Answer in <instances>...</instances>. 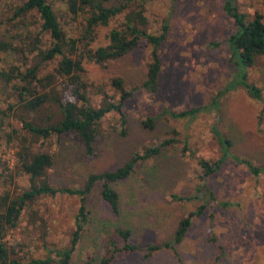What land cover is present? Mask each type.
<instances>
[{"label": "rangeland", "instance_id": "1", "mask_svg": "<svg viewBox=\"0 0 264 264\" xmlns=\"http://www.w3.org/2000/svg\"><path fill=\"white\" fill-rule=\"evenodd\" d=\"M18 1L0 0L1 41L28 31L4 25L9 16L5 10ZM64 1L53 0V8L71 37L76 25L64 15ZM221 1L148 0L149 31L159 34L164 23L169 26L160 49L162 71L157 94L138 89L150 61V50L144 43L103 66L85 61V79L93 104L100 103L103 93L114 94L110 86L114 78L122 79L126 88L134 91L124 107L126 124L122 126L116 115L101 122L94 157H85L81 141L70 134L59 142L36 145L53 155V165L47 172L52 185L66 189H82L90 175L120 167L144 148H160L128 179L112 185L119 194L118 217L102 201L101 187L96 184L92 189L86 199L91 222L74 251V264H98L109 248L104 238L116 227L130 229L132 242L142 248L170 242L179 221L202 204L206 205L203 213L193 220L182 243L175 246L177 255L172 249H162L148 258L137 252L113 264H264V174L257 177L237 161L244 158L252 166L264 168V55L247 67L231 59L225 43L229 18ZM237 7L243 13L264 15V0H238ZM119 20L99 28L93 47L107 44L106 35ZM12 42L17 44V38ZM13 64H20L13 53H0V68ZM53 66L49 64L44 72ZM4 94L0 87V109L7 106ZM181 113L185 115L173 117ZM148 119L153 121L152 128L143 125ZM214 129L230 142V147L219 171L203 189V181L197 178L199 161H216L221 154L213 139ZM2 132L0 172L8 166L14 181L1 182L0 194L4 190L15 193L28 186V178L17 173L14 145L6 143ZM166 140L172 141L160 147ZM78 204L76 196L39 200L33 207L39 220L34 226L27 223L28 228L22 224V229L31 234L18 233L27 244L25 252L43 258L47 248L67 245Z\"/></svg>", "mask_w": 264, "mask_h": 264}, {"label": "trees", "instance_id": "2", "mask_svg": "<svg viewBox=\"0 0 264 264\" xmlns=\"http://www.w3.org/2000/svg\"><path fill=\"white\" fill-rule=\"evenodd\" d=\"M237 1H221L222 10L229 18L225 43L231 59H238L244 67L253 66L257 58L264 55V15L259 12H241ZM147 2L65 0L64 15L76 25L75 35L71 37L63 30L59 15L54 11L53 0H19L5 10L9 16L4 25L12 29L25 27L28 31L19 32L6 42L0 40V53L11 52L20 63L0 68V87L5 90L4 97L7 100L6 108L0 109V131H3L6 143L14 145L16 171L28 178V186L15 193L4 190L0 194V264H74V251L85 227L91 222L86 199L95 185L101 187L102 201L112 215L118 217L119 194L112 185L128 179L140 165L159 153V147L144 148L116 169L90 175L82 189H66L54 187L48 178L53 155L36 147L39 143L42 146L59 142L63 136L70 134L81 141L85 157H94L101 122L107 116L116 115L122 126L126 124L124 107L133 98L134 91L128 90L122 79L114 78L110 82L114 94L103 93L100 103L93 104L89 97L90 86L85 79V61L103 66L125 57L144 43L150 50V61L145 79L138 89L149 95L157 94L162 71L160 49L167 39L169 26L164 23L159 34L149 31ZM115 19L121 20L106 35L107 44L93 47L99 28L107 27ZM16 38L18 43L14 44L12 40ZM49 64L54 65L52 70L44 72ZM5 119L16 124L5 122ZM143 125L152 128V119L144 121ZM4 128L9 130L6 132ZM215 131L213 139L221 148V154L216 161H199L197 178L203 181V189L208 187V179L219 171L230 147V142L215 134ZM171 141H163L160 147L169 145ZM237 161L246 164L257 177L264 174L263 167H254L244 158ZM8 181L11 184L14 179L10 175V168L6 166L0 172V183L6 184ZM61 195L79 198L71 238L64 247L47 248V255L43 258L33 257L25 252L27 244L23 236L18 238V233L31 234L22 227L25 225L28 228L27 223L34 226L39 220L38 213L33 209L39 200ZM210 200H213L212 194ZM205 208L206 205L202 204L179 221L174 238L162 245L147 244L142 248L132 242L130 229L114 228L111 235L104 238L109 248L103 253L107 256L103 255L98 264H113L137 252L148 258L162 249H172L177 255L175 246L182 243L193 220ZM43 245L46 249V243Z\"/></svg>", "mask_w": 264, "mask_h": 264}]
</instances>
